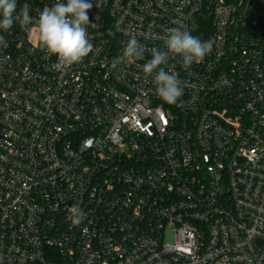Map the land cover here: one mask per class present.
Here are the masks:
<instances>
[{"label": "built area", "instance_id": "obj_1", "mask_svg": "<svg viewBox=\"0 0 264 264\" xmlns=\"http://www.w3.org/2000/svg\"><path fill=\"white\" fill-rule=\"evenodd\" d=\"M89 2L67 70L35 23L0 30V264H264V0ZM176 22L213 47L169 60V105L142 68ZM133 35L143 58L113 69Z\"/></svg>", "mask_w": 264, "mask_h": 264}, {"label": "clouds", "instance_id": "obj_2", "mask_svg": "<svg viewBox=\"0 0 264 264\" xmlns=\"http://www.w3.org/2000/svg\"><path fill=\"white\" fill-rule=\"evenodd\" d=\"M18 0H0V30L9 31L14 22L22 28L37 26L39 47L49 56L57 57L56 69L67 70L82 63L93 51L87 26L88 10L93 7L89 0H56L52 6H45L39 18L33 21L29 8L25 5L17 14ZM96 7H102V0H97ZM167 29L163 49L152 48L151 59L143 65L145 78L151 77L155 94L165 103L176 105L184 94L183 81L175 71L167 69L170 59L179 57L185 70L193 64H199L211 53L213 41L202 40L188 29L179 26ZM0 47H7V41L0 35ZM145 48L136 36L127 41L123 55L112 61V68L117 69L125 61L129 63L143 58ZM67 219L73 226H79L85 214L78 206L69 209Z\"/></svg>", "mask_w": 264, "mask_h": 264}]
</instances>
